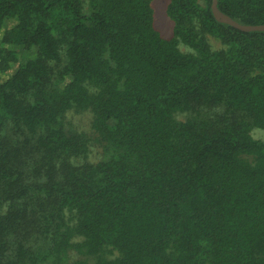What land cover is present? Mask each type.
I'll use <instances>...</instances> for the list:
<instances>
[{
    "label": "trees",
    "instance_id": "trees-1",
    "mask_svg": "<svg viewBox=\"0 0 264 264\" xmlns=\"http://www.w3.org/2000/svg\"><path fill=\"white\" fill-rule=\"evenodd\" d=\"M212 2L0 0V264H264V31Z\"/></svg>",
    "mask_w": 264,
    "mask_h": 264
},
{
    "label": "rangeland",
    "instance_id": "rangeland-1",
    "mask_svg": "<svg viewBox=\"0 0 264 264\" xmlns=\"http://www.w3.org/2000/svg\"><path fill=\"white\" fill-rule=\"evenodd\" d=\"M170 0H152V7L154 9V22L156 28L161 32L165 38H170L173 35V22L167 14V6ZM188 48V47H187ZM185 50V48L183 47ZM24 52L23 49H20ZM68 122L76 129L88 130L90 127V117L88 116H71ZM255 139L264 141V129L255 128L252 132ZM97 159L94 152L91 159ZM91 263H94L91 261Z\"/></svg>",
    "mask_w": 264,
    "mask_h": 264
},
{
    "label": "water",
    "instance_id": "water-1",
    "mask_svg": "<svg viewBox=\"0 0 264 264\" xmlns=\"http://www.w3.org/2000/svg\"><path fill=\"white\" fill-rule=\"evenodd\" d=\"M219 0H213L212 2V10L213 14L216 18V20L220 23H225L228 25H231L235 27L236 29L243 31V32H254V31H264V25H242L232 19L230 16L227 14L223 13L219 7Z\"/></svg>",
    "mask_w": 264,
    "mask_h": 264
}]
</instances>
